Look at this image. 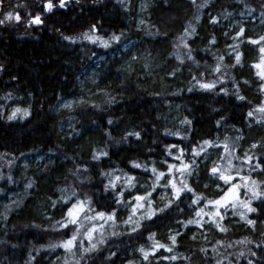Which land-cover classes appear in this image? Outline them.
<instances>
[{
    "label": "trees",
    "instance_id": "16d2710c",
    "mask_svg": "<svg viewBox=\"0 0 264 264\" xmlns=\"http://www.w3.org/2000/svg\"><path fill=\"white\" fill-rule=\"evenodd\" d=\"M47 2L0 0V152L10 157L48 155L42 161L47 166L32 173V190L20 194L19 201L12 195L7 207L0 205V264H125L130 258L141 259V264H264L263 189L251 202L256 211L246 214L254 226L244 220L235 222L230 209H221L224 219L217 221L226 231L207 221H201L203 227H185L186 221L199 219L195 212L216 197L211 186L202 184L213 179L204 171L189 175L187 184L192 192L172 198L170 207L143 219L137 231H120L87 253L76 248L72 251L77 259L70 263L64 262L69 251L54 260L55 249L49 248L66 238L72 228H56L48 221L58 215L54 207L60 214L69 206L70 202H64L66 185L71 183L81 195L85 193L95 212L117 211L121 205L117 194L123 185L118 179L111 181V171L137 176L158 161L188 162L194 157L192 150L204 146V141L218 145L233 141V163L243 164L244 173L264 187V117L256 114L260 106L257 97L264 92L254 72L246 76L239 73L252 70L244 50L250 46L240 42L250 35L246 27L250 20H264V0H196V5L191 0H154L140 29L135 25L137 0H66L63 8L59 0H52L50 12L45 10ZM8 13L19 15L20 20L6 19ZM231 13H239V29H244V35L235 39L226 20ZM37 15L42 23H29ZM189 24L195 32L185 35ZM85 33L100 39L92 42L84 38ZM113 35L120 39H111ZM127 36L141 40L134 46L137 52L130 51L131 66H121L122 58L106 54L86 83L91 95L81 92L77 75ZM231 41L233 45L227 48ZM239 46L245 54L240 67L231 63L224 68L234 75L209 76L215 62L220 57L226 59L235 48L236 56ZM189 54L192 59H188ZM207 83L215 87H201ZM77 93L85 95L81 102L55 110L61 99ZM11 97L21 98L17 101L19 113L27 110V115L7 118L6 103ZM65 117L71 119L66 132L71 133L66 136L58 127ZM249 143L256 147L243 153ZM181 149L182 158H174L175 152L181 155ZM100 152L107 155L93 159ZM246 155L254 157L251 167L244 162ZM258 161L261 168H255ZM134 163L141 167H133ZM110 182L115 188L105 187ZM196 197L204 199L193 204ZM192 228H198L203 237L193 235ZM177 233L172 245L169 237ZM241 237L243 243L235 241ZM155 242L179 251L181 257L165 247L150 250L145 260L139 250ZM217 242L230 246L229 260L222 258L229 252L216 250Z\"/></svg>",
    "mask_w": 264,
    "mask_h": 264
},
{
    "label": "rangeland",
    "instance_id": "374dc122",
    "mask_svg": "<svg viewBox=\"0 0 264 264\" xmlns=\"http://www.w3.org/2000/svg\"><path fill=\"white\" fill-rule=\"evenodd\" d=\"M154 2V0H137L136 4V10H137V17H136V21H135V25H137V27L139 28L140 25H143L144 21V14L147 10V8ZM239 13H231L230 15L227 16L226 20L228 23V27L229 30H231V36L234 38L237 36V33L240 31L239 26H240V20L238 17ZM247 30L249 31L248 33L250 34L249 36H246L245 41L240 42L241 44L244 43L245 45H249L250 48L248 47H244V50H246V59L251 60V65H249L248 67H250L252 70L250 69H245L244 72L239 71V73L243 74L244 76L249 75L250 72H254L255 76H256V80H259L261 82L260 84V88L261 90L264 92V79H262L261 75H259L258 73L264 72V60H262V54L260 52V48L264 47V41H261L260 39H256L258 36H260V34L264 31V20L260 21V20H255L252 21L250 20L247 25ZM140 29V28H139ZM236 29V30H235ZM244 35V34H243ZM263 37H264V33H263ZM183 41L185 42V39L183 38ZM250 41H259V43H256V45H254L253 43H251ZM141 40L138 37H133V36H127L121 39L119 45L111 50H109L106 53H102L99 56H97L93 63L89 66H87V68L83 69L81 71V73L79 75H77V80L78 83L81 87V89L83 91L84 94H87L88 96L91 95V92L88 88V84L86 85V83L90 80L91 77H93L97 71H98V67L101 64V61L105 58V55L107 54L110 57L113 56H118L120 58H122V61L120 63L121 66H126L129 67L131 66V55H130V51L132 50V53L137 52V50L135 51L134 46L135 44H140ZM182 43V42H181ZM243 44V45H244ZM233 45L232 41L227 43V48H231V46ZM241 47V48H240ZM239 51H240V55L242 58V55L245 57V54H243L242 52V46H239ZM237 48H235L236 50ZM234 50V51H235ZM234 51L228 53L226 59L218 60L215 62L214 66L210 69L209 76L213 77H221L222 75H226L228 77L234 75L233 72L232 74H230L231 72L229 70L224 71V68L227 65H237L238 67H240V63L236 64L235 61V54ZM242 52V53H241ZM140 53H142V50L140 51ZM241 62V61H240ZM217 64H220V71L216 72L214 71V69L217 67ZM256 64H261V68H256L254 67V65ZM2 67L0 66V69ZM240 70V69H239ZM238 72V71H237ZM228 79V78H227ZM80 93V94H76L73 96H67L63 99H61L57 105L55 106V110L59 111L61 109L64 108H68L71 107L79 102L82 101V99L84 98V94ZM19 97V96H18ZM18 97H11L7 99V103H6V115L7 118L13 113L14 110L16 109H21V105L19 103H17L18 100H20L21 98ZM18 98V99H17ZM257 102H259L260 106L259 107H264V95L261 97H257ZM65 105H68L67 107ZM25 109H27L25 107ZM257 115L263 116L264 117V113H261L259 111H256ZM24 114L22 113H17L15 118L11 119H17L19 117H22ZM9 119V118H8ZM10 120V119H9ZM71 126V119L69 117H65L62 119V121L58 124L59 130L62 132V134L64 136L70 134V133H66L69 131V128ZM226 140V139H225ZM204 144V143H203ZM226 144L228 145V150L225 151L224 145L222 143V141L219 143V145L217 143H211L209 145H204L201 146L204 148V151L201 152V154L199 156H194L193 158H191L190 161L188 162H184L183 163H191L192 161H195L193 167H192V174L190 176H192L193 174H195L196 171H204L206 174H208V177H213L212 178H208L205 182H203V186H211L212 189L214 190L213 192L216 193V197L215 199H218L220 195H223V193L225 191H227L228 185H225L224 182L222 180H219L217 176H213L211 174V169L214 166H221V168H227L228 165V160H231L232 165L234 166L231 170V175L233 177L236 176V178L234 179V183H239V184H244L246 183L245 181H241L239 179L240 176H250L248 174H245V167H242L243 164L239 163L240 165H235L233 163V159H234V153H233V148H231V145H234V142L227 140ZM201 147H195V149H197L199 151V149ZM245 150L243 151V153H247L248 149L251 148V143H249V145L244 146ZM193 154V152H192ZM174 158H177L179 156H177V153H174ZM46 158H48V155L46 154H35V155H22L19 157H10L7 156L6 153H1L0 152V205L7 207V203L12 202V195H15V199H17V201H19L21 199L20 194L24 195V193H28L32 190V184H33V180H31L30 178L33 177V172L36 169L42 168L44 166H47L46 163H42V161L46 160ZM245 162V160H244ZM247 164V163H246ZM169 165H175L176 167L172 170L171 174H169ZM182 166V161H178V162H171V163H164L162 161H158L153 168H155L158 173L159 172H164L166 175L164 178H162L160 180V182L157 184L156 186V190L152 192V200H153V208L159 209L161 207H164V205L166 203H168L169 200H172L173 197V190L171 189V187H165L164 185H166L168 183V180L171 179H175V181L177 182V186L179 187L180 184L179 182L181 180H185L186 182L189 179V175H181L180 172L178 171V169H180ZM237 169H239V175H237ZM157 173V174H158ZM110 174L112 175L111 177V181L115 182L117 179V177H119L120 179H118L121 182V190L119 191V194L122 192L123 193V197L121 200V205L119 207V209L116 212V218L115 221H106V220H98L95 221V223L97 224H103V228L102 230L97 231L94 234V239L91 241V243H97V241L100 239L101 234H103V239L105 241L106 238H108L109 236L112 235V233H118L120 231L123 230H130L131 229V225L129 224H125L124 221H126L129 217V214L132 210V206L135 203V201L133 200V197H135L136 195H144L146 191H152V184L155 180V175L154 173L149 169L145 172H141L138 173V175H133V174H127V173H116V171H111ZM227 174V173H226ZM210 175V176H209ZM79 174H77V178ZM43 177V176H42ZM127 177H134L135 179L133 180V184L135 185V187H128L126 184V179ZM37 178V176H36ZM79 181L82 183V181H84L82 178H79ZM248 186L249 188L254 189L258 194L261 192V190H264L263 184L261 185L260 183L257 185H252L249 182ZM30 185V186H29ZM219 186V187H218ZM66 194L64 195L65 199H67L68 197H73L71 198V201L69 203V206H71V203H74L77 199L79 200H89V197L87 195L84 194H80L79 193V189L77 187H74L70 184L66 185ZM259 187V188H257ZM67 189H69V191H67ZM81 189V187H80ZM73 193H75V195H73ZM245 193V188L241 187L240 188V195H239V199L240 200H250V202H252L255 199H252V192L249 191L247 193V195H244ZM119 194H117V199ZM161 197H164L165 199H161ZM26 198H24L21 202L20 205H23V203L25 202ZM214 199V200H215ZM213 200V199H212ZM250 206L252 207L251 203ZM66 207L61 214L58 213L59 208L58 207H54L55 209V214H58L56 216H51L52 211L49 214V225H54V227L56 228H60L59 225L57 224V221H61L63 216L65 215V213L67 212V208ZM91 207V206H90ZM202 207H200L199 209H201ZM223 209V208H221ZM220 209V210H221ZM227 209H230L232 212L230 213L232 219L235 222H240L242 221L240 219L239 215H234V209L229 207ZM216 211V209L209 205L207 207L204 208V212L205 213H212ZM236 212H241V211H246L245 209H243L239 204L237 205ZM98 212H102V211H98ZM159 212V211H158ZM94 212H89L88 215H94ZM106 213V212H105ZM111 213V212H109ZM250 212H247L246 214H249ZM144 214V210L141 209L139 211L136 212L134 219H140V217ZM214 219L218 220V217H214ZM83 220V217H82ZM143 219L140 220V222ZM203 222L207 221V222H211L209 220V217L207 215L203 216ZM93 222L87 221V220H83V224H84V228L81 229V232L85 231L88 227L91 226ZM212 223V222H211ZM72 231L74 230L75 226H71ZM71 233L64 239L58 241V242H53L50 245L49 249H55V254L53 255L54 260H59L61 257H64L63 254L66 252V250L63 247H52V245H59L62 241L68 239ZM192 232L193 235H196V237H203V233H201V231L198 228H192ZM207 230H205L204 233H206ZM83 239V247H89V241L87 240V238L81 236L78 238L77 241V247H75L74 249H79L80 251H82V248L79 246V240ZM242 241L244 240V238H240V239H235V241ZM161 243L164 242V240H160ZM156 244V242L154 243ZM154 244H148L145 246H142L141 248H143L146 252H149L150 250L153 249H158L159 247H153ZM99 245V244H98ZM97 245V246H98ZM241 245V243H240ZM73 249V250H74ZM216 250H223L224 252H229L227 254H225V256H222V258L224 260H229L230 256L232 254V250L230 248V246L226 245V243L224 242H217L216 243ZM83 252V251H82ZM173 253H176L177 251H172ZM70 256L68 257V259H66L64 262L65 263H70L73 260H76L77 258H75V252L71 251L69 252ZM84 253V252H83ZM178 257H181V253L178 251L177 253ZM221 256L219 257L220 260ZM222 260V259H221ZM234 260V258L231 259V262ZM141 264L142 260L139 258H130L128 259L125 264Z\"/></svg>",
    "mask_w": 264,
    "mask_h": 264
},
{
    "label": "snow or ice",
    "instance_id": "6c2138e0",
    "mask_svg": "<svg viewBox=\"0 0 264 264\" xmlns=\"http://www.w3.org/2000/svg\"><path fill=\"white\" fill-rule=\"evenodd\" d=\"M193 5H196V0H191ZM66 4V0H59V7L63 8L65 7ZM53 3L52 0H48V2L45 4V10L46 11H52L53 10ZM202 7V5H201ZM15 18L16 20H20L19 15H16L15 17H13L12 13H8L6 16V19H13ZM197 20H199V16L196 17ZM213 23L216 22L215 18H213ZM0 23H3V21H0ZM29 23H35V24H40L42 23L41 17L39 15H37L33 20L29 21ZM92 31L95 32L96 31V27L95 25L92 26ZM195 32V28L192 27L191 24H189V26L185 29V35H190L191 33ZM244 32V29L241 28L240 31L237 33V37L241 36ZM84 38L91 40L92 42H96L97 39H100L99 37H93L90 36L88 33L84 34ZM236 37H234L235 39ZM65 39H71L70 37H65ZM111 39L113 40H119L120 37L119 36H115L113 35L111 37ZM261 41H264V37L260 38ZM181 42L183 43V46L185 48L188 47L187 43H185L183 41V38L181 39ZM213 43L215 42V38H213ZM253 44L259 43V41H250ZM101 43L104 44L105 47L108 46L107 41H103L101 40ZM190 49H189V53H190ZM260 52L262 54H264V47L260 48ZM179 59V57H177ZM188 59H192L191 55L189 54ZM221 61L223 60V57L219 58ZM262 60H264V55H262ZM235 61L236 64H239L241 61V55L240 53L237 52L236 56H235ZM220 64H217V67L214 69V71L219 72L220 71ZM254 67L256 68H261V64H256L254 65ZM259 75H261L262 79H264V72L258 73ZM201 87L204 89H212L215 87L214 83H207V84H201ZM238 99L243 100L244 97L243 96H238ZM66 107L68 105H65ZM20 109H16L13 111V113L8 117L9 119H13L15 118L16 114L18 112H20ZM257 111L264 113V107H259L257 109ZM27 110H24V115H27ZM249 116L253 115V112H249L248 113ZM111 122V121H110ZM190 123V122H189ZM134 135L139 136V133H134ZM211 144V141H204V145H209ZM175 147V146H172ZM253 148L256 147V145H252ZM225 151L228 150V145L225 144L224 145ZM204 151V148L201 147L199 149V151L197 149H193V155L194 156H199L201 154V152ZM170 154V153H169ZM107 153L106 152H100L96 155L93 156V159H99L101 156H106ZM183 156V149H181V155L179 157H177V159H181ZM254 159V157H250L246 155V159H245V163L249 164V166L251 167V161ZM195 161H192L191 163H183L182 161V166L180 169H178V171L180 172V174L183 175H191L192 174V167L194 165ZM133 167L139 168L141 167L140 164L138 163H134ZM175 165H169V174H171L172 170L175 168ZM234 166L232 165L231 160H228V165L227 168H221V166L217 165L214 166L211 169V174L213 176H217L219 180H222L224 182L225 185H228L227 191H225L223 193V195H220L218 199L215 200H209L206 202L205 207L211 205L213 206L216 211L212 212V213H205L204 209L201 208L199 210H197L195 212V216L199 219H190L188 221L185 222V227H187V225L189 224H197L200 227H203L204 224L201 222L203 220V216L207 215L209 217V220L215 225V227L217 229H219L221 232L226 231L227 229L224 228L216 219H214V217H218L220 221H222L224 219V215L221 213L220 209H227L229 207L234 209L233 214L234 215H239L241 220L246 221V223L248 225H253L255 224V222L251 219H248L246 213L247 212H255L256 209L252 208L250 206V200H240L239 199V195H240V188L243 187L245 188V193L244 195L246 196L247 193L249 191L252 192V199H256L258 198L259 195L254 189L249 188L248 183L250 181V183L252 185H256L257 182L255 180H252L250 176H240L239 179L241 181H245L246 183L244 184H239V183H234V179L235 177H233L230 173L231 170ZM255 168H261V164L259 163V161L256 163ZM255 170V169H253ZM262 171H264V168L261 169ZM151 171L154 173L155 175V180L152 184V191H146L144 195H136L135 197H133V200L135 201V203L132 206V210L129 214V217L126 221H124L125 224H129L131 225V231L135 232L137 231V229L140 228L141 224H140V220L141 219H151L154 215H156L157 211L159 212H163L166 208L170 207L172 201L169 200L168 203H166L164 205L163 208H153V200H152V192L156 190V186L157 184L160 182V180L162 178L165 177V173L164 172H159L157 174V170L155 168H152ZM237 171V175H239V169L236 170ZM227 173V174H226ZM116 179H120L119 177H117ZM135 178L134 177H127L126 179V184L128 187H135V185L132 183L133 180ZM180 186H177V182L175 181V179H171L168 180V183L166 185H164L165 187H171V189L173 190V197L178 199L181 195L182 192H192L193 189L191 187H189V185L187 184V182L185 180H181L179 182ZM30 186V185H29ZM111 186L112 188H115V184L110 182V185H106L105 187H109ZM207 187V186H206ZM219 187V186H218ZM73 195H75V193H73ZM123 197V193L121 192L118 196L117 199V203H120ZM161 199H165L164 197H161ZM204 199L203 197H196L195 199L192 200L193 204H199L200 201ZM71 201V197H68L67 199H65V204H68ZM240 205L243 209H245L246 211H241V212H236L235 209L237 207V205ZM91 205V201L90 200H79L77 199L74 203H71V206L67 208V212L65 213V215L63 216L61 221H57V224L59 225L60 228L63 229H68L71 226H75L74 230L72 231L71 236L62 241L59 245H52V247H63L66 251L71 252L75 247H77V241L78 238L83 236L85 238H87V240L89 241V247H83V239L79 240V246L82 248V251L84 253L93 251L97 248L98 244H102L104 243V239H103V234H101L100 239L97 241V243H91V241L94 239V234L99 231L102 230L103 228V224H97L95 223V221L98 220H106V221H115L116 218V212L115 210H113V212L111 213H105V212H95L94 215H88L89 212H94V210L90 207ZM143 209L144 210V214L140 217V219H134V216L136 214L137 211ZM87 220L90 222H93L91 224L90 227H88L85 231L81 232V229L84 228V224H83V220ZM118 233H112V235H117ZM155 234H152L149 239H152L154 237ZM179 235V233H177L176 235H171L169 237V240L171 241L172 245L176 244V240H177V236ZM195 238V237H193ZM243 243V242H241ZM153 247H159V248H165L167 247L164 244H159L158 242H156V244L153 245ZM167 250L170 252L172 251L171 247H167ZM142 254H143V258L145 260L148 259L149 253L146 252L143 248H141L139 250ZM203 251V249H202ZM114 255V254H113ZM172 259H175V257H171ZM75 264H80L79 261H76ZM131 264V262H130Z\"/></svg>",
    "mask_w": 264,
    "mask_h": 264
}]
</instances>
